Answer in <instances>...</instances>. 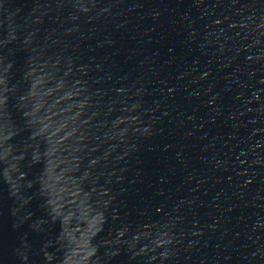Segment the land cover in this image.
<instances>
[{
  "label": "water",
  "instance_id": "water-1",
  "mask_svg": "<svg viewBox=\"0 0 264 264\" xmlns=\"http://www.w3.org/2000/svg\"><path fill=\"white\" fill-rule=\"evenodd\" d=\"M0 264H264V0H0Z\"/></svg>",
  "mask_w": 264,
  "mask_h": 264
}]
</instances>
